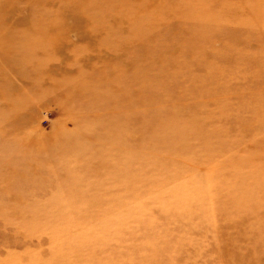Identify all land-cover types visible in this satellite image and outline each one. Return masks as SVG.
Returning <instances> with one entry per match:
<instances>
[{
    "label": "rangeland",
    "instance_id": "374dc122",
    "mask_svg": "<svg viewBox=\"0 0 264 264\" xmlns=\"http://www.w3.org/2000/svg\"><path fill=\"white\" fill-rule=\"evenodd\" d=\"M0 264H264V0H0Z\"/></svg>",
    "mask_w": 264,
    "mask_h": 264
},
{
    "label": "bare ground",
    "instance_id": "6f19581e",
    "mask_svg": "<svg viewBox=\"0 0 264 264\" xmlns=\"http://www.w3.org/2000/svg\"><path fill=\"white\" fill-rule=\"evenodd\" d=\"M188 39L190 41L196 40L194 38V36H191V37L184 36V40L186 41V43H187ZM191 43L192 44L199 43V39H197L195 42H191ZM168 44H172V42H170ZM160 47H161V44H155V45L150 44V45H146V46L142 47L138 51L137 54L138 55H146L149 52H152V51H155V50L160 49ZM183 52H184V50L179 47V49L174 54L181 56ZM176 55H174V56H176ZM177 71H179L183 75L184 74V66H182L181 68H178ZM146 83H144V84L139 83L138 86L136 87L137 88L136 89V93H137V97H138V99L136 101V105L139 106V110L140 109L141 110L145 109L143 111H145V112H153L155 110L156 105L158 104V102L151 100L153 98L152 94L154 92V95H155V92H156L155 90H157V92H159V89H156L155 87H149L148 85H146ZM159 94H162V93L159 92ZM162 95H163V98L172 100L173 102H175V105H176L174 107V109H171V110H169V112L166 113L165 118L157 119V122H155V126L156 127L163 128L161 126H165V129H166L167 126L169 124H171V122H175V118H177L178 116L180 118L181 117H184V110H183L184 109V97L178 98V97L174 96V94H172V93H170V94H162ZM158 98H156L154 100L162 101V98H160V97H158ZM179 100H181V101H179ZM123 104H126V103L123 102ZM121 105H122V103H120L119 106H121ZM180 112L182 114H179ZM140 120L141 119L137 116L135 122L136 123H139ZM136 140L137 141L140 140L139 134L136 136L135 141Z\"/></svg>",
    "mask_w": 264,
    "mask_h": 264
}]
</instances>
